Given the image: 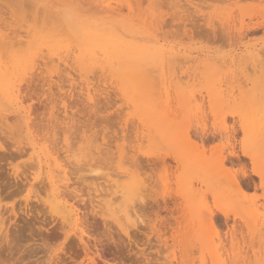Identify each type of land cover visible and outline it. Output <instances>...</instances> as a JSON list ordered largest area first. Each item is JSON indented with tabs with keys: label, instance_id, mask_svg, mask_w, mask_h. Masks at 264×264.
Listing matches in <instances>:
<instances>
[{
	"label": "rangeland",
	"instance_id": "obj_1",
	"mask_svg": "<svg viewBox=\"0 0 264 264\" xmlns=\"http://www.w3.org/2000/svg\"><path fill=\"white\" fill-rule=\"evenodd\" d=\"M0 31V81L19 89L36 139L33 151L0 93V264H264V152L241 163L240 204V168L218 163L248 137L264 143V0H0ZM94 35L150 55L100 70L82 53ZM155 44L172 53L164 74ZM131 158L156 165L125 170ZM124 173L139 181L130 221L125 199L105 203ZM49 179L78 209L67 223Z\"/></svg>",
	"mask_w": 264,
	"mask_h": 264
},
{
	"label": "bare ground",
	"instance_id": "obj_2",
	"mask_svg": "<svg viewBox=\"0 0 264 264\" xmlns=\"http://www.w3.org/2000/svg\"><path fill=\"white\" fill-rule=\"evenodd\" d=\"M128 8L129 9H131L130 8V6H128ZM3 28V27H2ZM104 30V29H103ZM106 30V29H105ZM111 30V29H110ZM110 30H108L107 29V31H110ZM100 31V30H99ZM101 32V31H100ZM117 32V31H116ZM29 34V33H28ZM3 34L1 33V31H0V38H5V36H2ZM109 35H111V34H109ZM117 35H118V33H117ZM29 36V35H28ZM89 36V35H88ZM87 36V37H88ZM118 36H120V35H118ZM7 38V37H6ZM9 38V37H8ZM121 38H125V37H121ZM91 40H94V42L93 43H91V45H90V50L88 51H83L82 53H85L86 54V57H88V58H85V59H88V61H89V63L91 62V64L90 65H97L99 68H100V70H103V69H105V67L107 66V68L108 67H111L113 64H112V60H113V58H116V60L118 61L117 62V66H121L120 64H119V62H123V63H125L127 60H129V57H130V55L129 54H127V52H130V54H133V55H137V54H139V55H142V58L143 59H146V57H148L149 55H150V51L149 50H144V48H143V50H140V51H138V50H135V48H132V46H130V45H127V43L126 42H124V40L122 41L121 39H119V38H117V37H114V36H112V38H109V36H108V38L107 37H105V38H102V37H98V36H96V35H94L92 38H91ZM16 42H11V41H9V42H4V44L3 45H6V43H7V45L11 48V49H15V48H21L24 44H25V42H23L22 40H15ZM126 41V40H125ZM148 44V43H147ZM3 45L1 46V47H3ZM137 46H139V45H137ZM136 46V47H137ZM141 47V46H140ZM95 48H98L99 50L97 51V52H95L96 50H92V49H95ZM142 48V47H141ZM141 48H139V49H141ZM147 48H149V47H147ZM153 49H155V52H156V54L157 55H160V56H162V59L160 60V71L162 72V74H164V72H165V63H166V55H171L172 53L170 52V51H168V50H165V49H163L162 47L161 48H158L157 46H156V44L154 45V47H152ZM78 49V51H80L81 52V48L79 49V48H77ZM152 49V50H153ZM12 50V52L13 53H15V51H13ZM151 50V51H152ZM65 51V50H64ZM63 52V51H62ZM154 52L152 51L151 52V55H155V54H153ZM3 54V53H2ZM60 56V55H59ZM3 58H4V56H2ZM1 57V58H2ZM17 57V56H16ZM15 57V58H16ZM23 57H24V59L26 58L24 55H23ZM44 57V56H43ZM151 57V56H150ZM11 58V57H10ZM15 58H13L14 59V61L17 59H15ZM5 59V58H4ZM21 59H22V57H21ZM28 59H29V57H28ZM90 59V60H89ZM168 59V58H167ZM18 60V59H17ZM16 60V61H17ZM30 60V59H29ZM38 60V59H37ZM58 60H61V58H58ZM4 61V60H3ZM9 61H10V59H9ZM14 61L11 63V64H13L12 66H13V68L16 66V64H18L17 62H16V64L14 63ZM20 60H18V62H19ZM23 61V60H22ZM63 61V60H62ZM65 61V60H64ZM63 61V62H64ZM24 62V61H23ZM25 62H27V61H25ZM24 62V63H25ZM31 62V61H30ZM33 62H35V61H33ZM38 62V61H37ZM128 63H129V61H127ZM5 63V62H4ZM14 64H15V66H14ZM23 63L21 62V65H22ZM33 64V63H32ZM116 64V63H115ZM1 65V64H0ZM8 65H10V62H9V64ZM20 65V66H21ZM27 65V64H26ZM25 65V66H26ZM34 65V64H33ZM32 65V66H33ZM124 65V64H123ZM11 66V65H10ZM19 66V67H20ZM27 66H29V65H27ZM17 67V66H16ZM15 67V68H16ZM20 68H22L23 69V67H20ZM1 69V68H0ZM17 69V68H16ZM9 70H10V68H9ZM8 70V71H9ZM13 70H15V69H13ZM21 70V69H20ZM92 70H93V68H92ZM3 71V70H2ZM17 71H19V68H18V70ZM104 71V70H103ZM11 72V71H10ZM13 73V72H12ZM8 74V73H7ZM16 74V73H15ZM14 74V75H15ZM1 75V74H0ZM10 75V74H9ZM13 76V75H12ZM18 76V75H17ZM165 76V75H164ZM4 78H6L5 76H3ZM167 79V78H166ZM170 79V78H169ZM163 81L164 82H166V80L164 79V77H163ZM164 82H163V85H164ZM168 82H172L171 80H169ZM0 83H1V81H0ZM9 83V82H8ZM1 84H3V83H1ZM0 84V85H1ZM15 84V83H14ZM14 84H9L8 86H7V84H3V85H1L0 86V93L1 94H3V96L5 95L7 98H8V101H9V103H8V101H6V98H5V101L7 102V104H11L12 106H15L16 105V107L14 108L15 109V111L18 113V114H16V115H18L19 116V118L21 119V121H23V126H24V128H25V131H26V135L25 136H28V138H27V140L29 141V145L31 146L30 148L34 151L35 150V146H36V144H34V142H36L35 140H34V138L32 139H30V136L32 135V133L33 132H31V129H32V127L30 128V124H29V117H30V115H29V112L26 110H22L20 107H19V99L15 96V93H18L19 91V89L18 88H16L15 87V85ZM168 86V85H167ZM166 85H165V87H167ZM170 86H168V88H169ZM16 88V89H15ZM163 88H164V86H163ZM168 88L166 89V90H168ZM18 89V90H17ZM165 89V88H164ZM165 91V90H164ZM167 92L165 91V94H166ZM4 96V97H5ZM169 96V95H168ZM20 97V96H19ZM5 104V103H4ZM21 104V103H20ZM17 105H18V107H17ZM22 105V104H21ZM11 106V107H12ZM6 107H7V105H6ZM9 109H10V107H9ZM248 124V123H247ZM252 124H254V123H251V126H252ZM249 125V124H248ZM259 126H260V124H258ZM257 124H256V126H258ZM22 126V127H23ZM250 127V126H249ZM253 127H255V125L254 126H252V128ZM246 128L247 127H245V130H246ZM251 128V129H252ZM257 128V127H256ZM22 129V128H21ZM255 131V130H254ZM258 132V131H257ZM254 133H256V132H253V135H254ZM187 135V134H186ZM250 135H252V134H250ZM255 135H257V134H255ZM255 135L254 136H251V137H253V138H249L248 137V139L247 140H245L244 142H242L241 144H240V146H238L239 147V152L238 151H236L234 148H232V150L231 151H229V153H228V156L227 157H222L219 161H218V163H220V167L221 168H223L224 167V165H226L225 163H230L231 165H236V166H238L239 168H240V174H236L235 173V179H234V177H232V179H233V181H234V185L233 184H231L232 186H234L235 188H236V190H237V193H238V195L237 196H239L238 197V199L236 200L237 202H238V204H240V202H244V198L242 197L243 196V193H244V191L246 190V189H249V182H250V180L251 179H249L248 177H247V174H246V171H243V170H245L247 167L245 166V165H243V164H241L244 160H249V161H253V153H257L258 151L259 152H261V150H263V152H264V143H263V138H262V140L261 139H258L257 137H255ZM247 136H249V134H247ZM246 136V137H247ZM262 136V135H261ZM255 137V138H254ZM263 137V136H262ZM208 137H206L205 135H203L202 136V141H207L208 139H207ZM245 138V137H244ZM261 138V137H260ZM201 140V139H200ZM189 142H190V140H189ZM202 143V142H201ZM197 150V149H196ZM198 150H201V149H198ZM0 151H3V149H2V147H1V145H0ZM39 152V151H38ZM258 152V153H259ZM255 153V154H256ZM256 154V156L257 155H259V154ZM2 155V154H1ZM1 155H0V158H2L1 157ZM4 155V154H3ZM177 158L178 157H181V156H179V155H175ZM255 156V155H254ZM4 157V156H3ZM55 157V156H54ZM58 157V156H57ZM181 159V158H180ZM3 160H4V158H3ZM44 160V159H43ZM56 160V159H55ZM59 160V159H58ZM57 160V161H58ZM131 162H130V168H128V169H125V170H131V167L134 169V170H141V169H145L144 167H146V169L147 168H149L150 166H151V163H152V165H156V163H153V162H150L149 160H147V161H139L138 159H132L131 158ZM163 160H164V158H163ZM173 160V159H172ZM175 160H176V162H177V165H178V168H179V165H180V163H179V158H178V160L175 158ZM182 160V159H181ZM35 162H36V160H35ZM58 162H60V160L58 161ZM158 162V161H157ZM161 164H164V161H162V159L159 161ZM159 162L157 163V164H159ZM175 162V161H174ZM183 162H186V164H185V167H186V170H189V174H195L196 175V173H199V172H197L198 171V169H200L201 168V161L200 162H198L196 159H193L192 157H187V159L184 161L183 160ZM49 163H50V161H49ZM57 163V162H56ZM168 163V162H167ZM179 163V164H178ZM63 166H64V164H62ZM154 165V166H155ZM39 166V165H38ZM47 166V165H46ZM61 166V164L59 165V167ZM203 166V165H202ZM169 167V166H168ZM210 167V166H209ZM213 167V166H212ZM60 168H62V167H60ZM64 168V167H63ZM63 168H62V170H58L59 171V174L60 173H64L63 175H65V171L63 170ZM211 168V167H210ZM223 169H225V168H223ZM213 170V169H212ZM242 170V171H241ZM224 171V170H223ZM187 172V171H186ZM196 172V173H195ZM47 174H49V173H47ZM215 174V173H214ZM62 175V174H61ZM186 175H187V173H186ZM237 175V176H236ZM249 175V174H248ZM124 176H127L128 177V180L130 181V184L128 185V187L126 188V192H124V193H122L121 195H120V197H113L114 196V194H116V193H114V194H110V195H108L109 197H108V200L105 202L106 203V206L107 207H113V205H115L116 203H118V198L119 199H125V204H123L124 205V207H123V205H122V211H120L121 213H122V219L123 220H126V221H130L131 220V218L133 219V217H136V212L134 211V206H132L133 205V197L136 195V193H137V191H138V180L135 178V176L133 175V174H127V173H124ZM126 177V178H127ZM15 178V177H14ZM17 178V177H16ZM15 178V179H16ZM186 178H187V176H186ZM200 178H202V177H200ZM205 178V177H204ZM231 178V177H230ZM184 179V178H183ZM231 179V180H232ZM248 179H249V182H247L248 181ZM35 180V179H34ZM50 180V183L48 184V185H50V194H49V196L47 197L48 199H51L47 204H48V206H49V209L52 211V212H54V213H56V214H60L61 215V219H63L64 221H66V223L68 222V221H70V220H72L75 216L77 217V214H78V209L76 208H74V206L71 204V205H68L67 204V201H65V196H66V191L65 192H63V191H61V192H59V187H61V186H64L65 187V185H61V186H57L56 184H55V182H53V180H51V179H49ZM66 180V179H65ZM189 180V179H188ZM187 180V181H188ZM194 180V179H193ZM202 180V179H201ZM211 180V179H210ZM17 181V180H16ZM233 181H232V183H233ZM19 182V181H18ZM186 184V183H185ZM19 185V184H18ZM31 185V184H30ZM29 185V186H30ZM192 185V184H191ZM24 186H26V185H24ZM192 187V186H191ZM66 190V189H65ZM137 196H138V194H137ZM229 196V194L227 195V198L229 199V201L228 202H231V198H229L228 197ZM231 196V195H230ZM236 196V195H235ZM50 197V198H49ZM79 199V198H78ZM236 199V198H235ZM243 199V200H242ZM66 200H68V199H66ZM132 200V201H131ZM233 200H234V198H233ZM81 201V200H80ZM131 201V203H132V205H130L129 204V202ZM235 200H234V202L233 203H235L236 202ZM82 204H84V203H82ZM167 204V203H166ZM144 205H145V201L143 200V198H139V201H138V206H142V207H144ZM235 206H236V204H234ZM238 206V205H237ZM241 210V209H240ZM242 211H244V212H246L247 210L246 209H244V210H242ZM244 212H241L242 213V216H243V214H244ZM212 213V212H211ZM210 213V214H211ZM135 215V216H134ZM133 216V217H132ZM239 216H241V215H239ZM211 217H212V214H211ZM136 218H138V217H136ZM3 224V223H2ZM0 225V226H3V225ZM70 224V223H69ZM0 231H1V227H0ZM3 231V230H2ZM83 232V231H82ZM4 234V235H3ZM6 232L4 233V232H2V235H3V237H2V235H1V237H0V240L2 241V240H4V239H6ZM79 236V235H78ZM80 236H82V234L80 235ZM79 236V240H82V238H83V236H82V238ZM83 242V241H82ZM0 244H2L1 242H0ZM1 248V247H0ZM91 262H92V264H93V260H91Z\"/></svg>",
	"mask_w": 264,
	"mask_h": 264
}]
</instances>
